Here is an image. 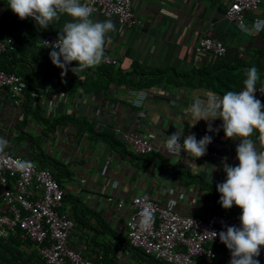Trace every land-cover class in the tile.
Listing matches in <instances>:
<instances>
[{
    "label": "crops",
    "instance_id": "obj_1",
    "mask_svg": "<svg viewBox=\"0 0 264 264\" xmlns=\"http://www.w3.org/2000/svg\"><path fill=\"white\" fill-rule=\"evenodd\" d=\"M130 3L134 24L128 29H122L113 17L92 13L94 20L115 22L116 31L108 33L104 55L116 58L117 63L104 66L115 71H130L134 66L137 72L160 69L172 76L193 74L190 84L174 85L163 78L147 86L110 83L102 89L98 82L105 79L96 67L74 73L71 67L58 77L45 75L50 65L39 38L49 31L58 34L71 18L62 15L58 23L40 29L33 19L17 22L7 0H0V36L15 41L11 51L0 54V68L21 74L27 82L18 106L0 88V137L6 139L5 149L10 153L51 170L63 191V208L73 220L74 215L80 219V223L74 220L69 244L91 257L94 264H117L126 249L122 233L125 209L106 203L107 195L127 200L142 194L181 214L204 215L216 210L200 184L224 181V164L214 166L185 152L178 157L166 150L132 155L118 136L127 129L158 144L183 129L182 140L193 133L198 140L207 134L212 136L208 148L236 153L240 138H225L220 119L211 122L210 132H206L208 122L204 120L193 125L189 111L193 101L223 95L209 83L211 74L222 68L215 63L204 67L207 63L193 52L196 39L207 33L225 44L226 54L216 62L249 59L253 65L258 59L264 64V3L244 11L241 24L224 18V6L218 0ZM199 68H203L201 73H194ZM141 89L145 96L135 106L131 100ZM101 132L112 133L116 143L103 140L97 135ZM252 139L256 149L264 148V133L254 131ZM53 161L60 165L55 167ZM179 171H187L188 176ZM228 211L241 214L235 205ZM16 248L25 257L31 254L26 244ZM25 264L44 263L32 256ZM208 264H229V260L217 256Z\"/></svg>",
    "mask_w": 264,
    "mask_h": 264
},
{
    "label": "built area",
    "instance_id": "obj_2",
    "mask_svg": "<svg viewBox=\"0 0 264 264\" xmlns=\"http://www.w3.org/2000/svg\"><path fill=\"white\" fill-rule=\"evenodd\" d=\"M218 1L224 6V18L237 24L242 23L244 11L256 9L264 3V0ZM81 3L91 7L93 13L115 18L122 29L134 24L130 0H81ZM31 19L21 20L15 15L17 22ZM57 36L56 33L45 32L40 36L39 43L51 51L50 47H54L51 44L56 42ZM14 45V39L0 36V54L11 51ZM192 48L205 64L226 52L225 44L207 33L201 34ZM49 63L57 73H61L62 70L54 66L51 59ZM116 63V58L104 55L100 64ZM25 86L21 76L0 68V88L7 91L14 106H18ZM256 87L254 95L262 101L264 85ZM144 96L143 89L136 90L131 100L133 105L140 106ZM118 136L133 155L166 150L165 140L155 144L148 137L131 130H122ZM257 151H264V148H257ZM17 159L26 160L6 149L0 153V239L6 241L17 229L20 242L28 241L36 258L44 264H94L91 257L69 244L74 220L63 208V191L51 170L47 166H35L21 173L14 166ZM200 159L214 166L238 164L235 152L224 153L208 147ZM105 202L117 209H125L122 233L130 248L123 251L117 264H146L132 256L131 248H137L167 264H208L215 261L217 256L230 260V251L220 242L218 235L211 239L209 234L224 231L227 226H239V216L226 209L219 208L204 215L181 214L142 194L132 195L127 200L107 195ZM145 207L154 213V223L148 229H143L140 224V213ZM255 259L259 264H264V246Z\"/></svg>",
    "mask_w": 264,
    "mask_h": 264
},
{
    "label": "clouds",
    "instance_id": "obj_3",
    "mask_svg": "<svg viewBox=\"0 0 264 264\" xmlns=\"http://www.w3.org/2000/svg\"><path fill=\"white\" fill-rule=\"evenodd\" d=\"M7 7L21 20L32 18L40 29L58 23L62 15L71 18L62 25L49 52L51 62L62 70V76L72 62H76L71 69L73 73L98 66L104 59L108 33L116 31L112 19L94 20L93 9L81 0H7ZM245 76L243 90L227 91L222 96L213 94L206 100L196 98L189 109L193 125L204 120L208 122L206 132H210L211 122L220 119L225 138H240L235 149L238 164L225 163V180L216 185L218 203L223 209L234 205L241 209L239 226L209 233L211 239L218 235L230 251L229 264H259L255 257L264 246V151L258 152L252 139L254 131L264 133V104L254 95L260 80L258 69L255 66L246 69ZM182 136L183 129H178L166 137L164 146L168 154L181 157L183 151L197 159L206 154L212 142V136L207 134L198 140L193 133L184 136L181 142ZM7 146L6 139L0 137V153ZM14 166L21 173L35 167L34 162L23 159L15 160ZM140 216L143 229L154 223L150 208H143Z\"/></svg>",
    "mask_w": 264,
    "mask_h": 264
},
{
    "label": "trees",
    "instance_id": "obj_4",
    "mask_svg": "<svg viewBox=\"0 0 264 264\" xmlns=\"http://www.w3.org/2000/svg\"><path fill=\"white\" fill-rule=\"evenodd\" d=\"M49 52L50 50L48 49L46 60L48 64L50 65ZM224 55L217 57L216 59L212 60L211 62H209L208 64L204 66V67H207L215 63V65H219L218 68H222L221 70H218L217 72L215 71L214 73H212L211 78L209 80V83L213 85V88L216 91L223 93V94L226 93L227 91H236V92L241 91V89L243 88V80L246 78L245 70L252 66H255L258 69V72L260 74V80L257 82V85L259 84L264 85V64H261L258 61V59L255 60V63H253V65H251L249 59L248 60L233 59V60H227L225 62H222V61L216 62L218 59L222 58ZM75 64L76 62H72L71 67H74ZM103 66H100V65L96 66L97 72L98 71L101 72V74L104 76L103 78L105 79L103 83L98 82L100 83L99 85L100 87H102V89H105L110 83H114L116 85L124 84L130 87L147 86V85H152L162 80L163 78L172 80L174 85L190 84L191 78H192L191 76L193 75L192 74L189 77H184L181 75L172 76L165 70H160V69H150L146 72H142V71L137 72L134 66L132 67L130 71H120V70L115 71L110 66L109 67H105V66L103 67ZM203 68H199L197 70L194 69V73L200 74ZM4 71L13 72L21 76L25 81V85H27L25 78L21 74L14 72L11 69H5ZM48 74H55L57 77L61 75V73H57L51 65H50V69L45 75H48ZM26 87L27 86H25V88ZM96 89L99 90V88H96ZM261 103L264 104V99L261 101ZM87 130L89 132H93L92 129L90 128H88ZM97 135L107 142L109 141L111 143H116V139L112 133L101 132V133H98ZM136 156H142V155H136ZM53 165L56 167L60 164L57 163L56 161H53ZM178 173L184 174V175L188 174L187 171H179ZM222 182H217V183L216 182L214 183L206 182L205 184L199 183L201 188H204L206 190V194L210 198L212 208L216 210L219 208H222L221 205L218 203L219 193L216 191V185ZM71 202L73 204V207H75L76 206L75 203H77V200L73 198L71 199ZM232 208L227 209V210H232ZM234 214L237 215L236 213ZM74 220L77 223H80V219L78 215H74ZM115 238L118 240L119 237H115ZM125 243H126V248H128L129 246L126 240H125ZM20 244H26L30 246V243L28 241H26L25 243L20 242L17 236V229L15 233L11 234L6 241H2L0 239V261H1L0 264H25L27 260L32 259V256L36 257L34 253V249L31 250V254H28V256L25 257L24 255H22V253L19 252V249L16 248V246ZM131 251L133 253V257L139 259L143 263L167 264L165 262L156 260L151 255L144 254L141 250L137 248H131Z\"/></svg>",
    "mask_w": 264,
    "mask_h": 264
},
{
    "label": "rangeland",
    "instance_id": "obj_5",
    "mask_svg": "<svg viewBox=\"0 0 264 264\" xmlns=\"http://www.w3.org/2000/svg\"><path fill=\"white\" fill-rule=\"evenodd\" d=\"M31 247V249H33V247L32 246H30Z\"/></svg>",
    "mask_w": 264,
    "mask_h": 264
}]
</instances>
